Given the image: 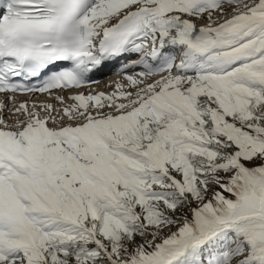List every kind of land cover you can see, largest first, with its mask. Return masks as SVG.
I'll use <instances>...</instances> for the list:
<instances>
[{
	"label": "snow or ice",
	"instance_id": "snow-or-ice-1",
	"mask_svg": "<svg viewBox=\"0 0 264 264\" xmlns=\"http://www.w3.org/2000/svg\"><path fill=\"white\" fill-rule=\"evenodd\" d=\"M0 94V264H264V0H0Z\"/></svg>",
	"mask_w": 264,
	"mask_h": 264
},
{
	"label": "bare ground",
	"instance_id": "bare-ground-1",
	"mask_svg": "<svg viewBox=\"0 0 264 264\" xmlns=\"http://www.w3.org/2000/svg\"><path fill=\"white\" fill-rule=\"evenodd\" d=\"M217 16H218V15L215 14V15H214V19H216ZM206 22H207V21H206V19H205V20L197 21L196 23H197V25L199 26L200 23L203 24V23H206ZM135 58H136V56L133 57V59H135ZM126 62H127V61H126ZM120 67H121V63H118V64L116 65V68H115V69H113L112 71H110L109 74H106V73H105V74H104V77L101 78V79L98 81L97 84L92 85L91 88H92L93 90H97V91H104V92H109V91H111L112 88L107 87L108 85H112V87L114 88V86H115V85H114V82H115V81H117V80H121V81H123V77H122V75H117V72L119 71ZM139 71H140V69L137 68V69H134V70H130L127 74H129V75H133L135 72H139ZM82 91L87 92L88 89H85V90H82ZM64 95H68V93H67V94H64ZM16 100H17L18 102H24V101H27V103H29V100H30V99L27 98V99H16ZM0 101H3L4 103H10V102L7 100V98H4V99H1V98H0ZM33 101H34V102L38 101L37 104H39V103H41V102H51V103H55L54 101L50 100L48 96L45 97V98H42V99H40V100L33 99ZM29 105H30V104H29ZM4 115H5V117H7V116H8V113L5 112Z\"/></svg>",
	"mask_w": 264,
	"mask_h": 264
},
{
	"label": "rangeland",
	"instance_id": "rangeland-1",
	"mask_svg": "<svg viewBox=\"0 0 264 264\" xmlns=\"http://www.w3.org/2000/svg\"><path fill=\"white\" fill-rule=\"evenodd\" d=\"M227 11L230 13V12H231V9L229 8V9H227ZM217 15H219V14H217ZM200 24H201V23H200ZM200 24H199V25H200Z\"/></svg>",
	"mask_w": 264,
	"mask_h": 264
}]
</instances>
